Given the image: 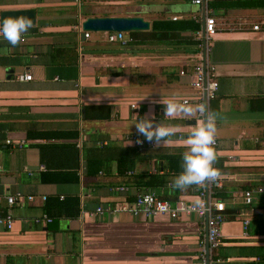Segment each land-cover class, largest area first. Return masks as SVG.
<instances>
[{
  "label": "crops",
  "instance_id": "crops-1",
  "mask_svg": "<svg viewBox=\"0 0 264 264\" xmlns=\"http://www.w3.org/2000/svg\"><path fill=\"white\" fill-rule=\"evenodd\" d=\"M210 1L0 0V12L36 13L16 46L0 33V216L13 218L10 228L0 222V264L199 263L206 223L196 214L150 218L108 208L147 190L198 200L206 182L173 188L183 159L171 171L164 158L187 150L197 111L168 116L164 105L171 99L195 107L183 100L195 93L192 67L204 54L205 15H213L217 27L207 61L219 87L209 114L216 118L215 153L226 192L220 199L228 212L215 253L223 259L218 264H264V25L253 29L264 10L214 9ZM108 16H140L150 26L123 32L125 42L109 41L104 31L82 34L86 17ZM157 21H193L199 29L148 39ZM25 72L32 80L19 81ZM144 118L172 135L139 149L144 158L125 171L119 164L125 150L138 148L125 136L146 140L133 124ZM95 152L104 158L102 168L89 175ZM132 174L164 175L166 183L147 189L129 181ZM244 190L253 191L249 204ZM17 195L10 205L6 198ZM72 198L77 207H59Z\"/></svg>",
  "mask_w": 264,
  "mask_h": 264
},
{
  "label": "built area",
  "instance_id": "built-area-1",
  "mask_svg": "<svg viewBox=\"0 0 264 264\" xmlns=\"http://www.w3.org/2000/svg\"><path fill=\"white\" fill-rule=\"evenodd\" d=\"M208 0H193V4L200 5L202 2ZM261 25H264V20L260 24L253 25L254 30H258ZM217 27L215 18L213 15H205L204 19V36L201 34L202 47L204 50L203 56H199L198 61L192 67L193 81L191 86L194 90V94L189 99H184L183 103H194L195 106L205 104L207 107L206 113L197 111L198 126L204 121L207 114H209V104L212 99L217 95L219 83L215 67L210 65L207 61V55L211 51V41L213 35L216 33ZM202 33V32H200ZM85 36L88 37L89 33L86 32ZM107 39L113 41H123V32H108ZM19 81L32 80V75L25 72L18 74L16 77ZM197 126V127H198ZM125 141L135 144L138 149H144L145 147H152L153 142L144 140L141 136L136 134H127ZM10 139H6V143H10ZM218 145L217 138L215 137V143L212 146L215 148ZM214 169L216 167L213 166ZM217 170V169H216ZM221 188V176L220 174L212 181H207L202 189L198 192V200L195 202L179 199L171 202L169 200L161 199L154 191H143L137 194L136 198L132 202H123L116 204L114 209L109 211H128L133 214L143 213L147 217H155L158 215H168L172 219H177L181 215L196 214L198 217L204 219L206 223V240L205 243L198 248V264H218L223 261L218 257L215 251L222 244V232L221 226L225 220V203L223 200L217 197V190ZM252 190H244L242 195L244 202L249 204L252 201ZM20 196H8L7 202L11 205ZM28 199L32 200L33 197L29 196ZM98 213L103 212L102 207L97 208ZM47 217H45L46 219ZM50 221V218L46 219ZM0 222H3L8 228L11 227L13 218L10 214L0 216ZM248 221H245V225Z\"/></svg>",
  "mask_w": 264,
  "mask_h": 264
},
{
  "label": "clouds",
  "instance_id": "clouds-1",
  "mask_svg": "<svg viewBox=\"0 0 264 264\" xmlns=\"http://www.w3.org/2000/svg\"><path fill=\"white\" fill-rule=\"evenodd\" d=\"M32 20L27 17H16L5 19L0 23V33L12 46L21 42L22 35L32 28ZM192 115L194 112H207L205 104L195 107L192 105H181L173 100L164 105V113L174 116L177 112ZM137 132L146 140L161 144L166 137L172 135L167 127L161 123H154L151 118L136 120L133 123ZM132 124V125H133ZM216 118L212 114H207L204 121L195 128L189 136V147L183 153V172L176 176L172 182L173 188L185 189L191 185L203 184L214 180L220 173L213 168L217 159L214 148L216 134Z\"/></svg>",
  "mask_w": 264,
  "mask_h": 264
},
{
  "label": "trees",
  "instance_id": "trees-1",
  "mask_svg": "<svg viewBox=\"0 0 264 264\" xmlns=\"http://www.w3.org/2000/svg\"><path fill=\"white\" fill-rule=\"evenodd\" d=\"M210 2H211V3H209L210 7H213L214 9H216V8H226V9H228V8H245V9H252V11H257V10L263 11L264 10V0H222V1L212 0ZM176 23H178V25ZM184 28H191L192 31H196L197 29H199V25L194 23L193 21H183V22L157 21V22H154L153 27H152V31L147 33L146 37L148 39H150L151 37H156L157 32L162 33L161 35H159V37L164 36V35H168V33L173 34L174 32H179L180 29H184ZM172 36H176V34L174 33ZM159 37H157V38H159ZM194 43L197 44V42H194ZM138 150H139L138 148L129 149V151L125 150L127 153L126 158L119 161V164L123 165V169L125 171L128 169L130 170L132 168L133 162L137 158H139L140 151H138ZM100 153L101 152H95L93 154L92 161L89 163V166L87 168V172L89 175H95L101 170L104 158L101 157V155L98 156V154H100ZM181 157L182 156L178 155V154H171V155L164 156L165 159H169L168 160L169 170L174 171L175 169H178V164L181 161ZM143 158H144V155H141L140 159H143ZM222 164L223 163L221 160L216 159L213 166L216 167L217 170H219V169H221ZM129 181H131L133 184H135L137 186L146 187L147 189L151 188V190H152V189L157 188L159 186H163V185L165 186L166 178L164 175L163 176H160V175L145 176L143 174H137V175L132 174L129 178ZM225 193L226 192H223L222 188H219L217 190L216 195L219 198H221L220 195L222 196ZM156 194L158 195V193H156ZM158 197L161 199L169 200L171 202L178 200L177 195H171V196L166 197V198L158 195ZM59 203H60L59 207H61V208L72 207L74 204H75V207L78 206V201L76 198L68 199V200H65V201L59 202ZM76 211H77V209H76ZM223 213L227 214L228 212H226V209H225Z\"/></svg>",
  "mask_w": 264,
  "mask_h": 264
},
{
  "label": "water",
  "instance_id": "water-1",
  "mask_svg": "<svg viewBox=\"0 0 264 264\" xmlns=\"http://www.w3.org/2000/svg\"><path fill=\"white\" fill-rule=\"evenodd\" d=\"M16 17L30 18L32 20V25L36 22V13L34 9H7L0 12V23L5 19ZM149 26V22L140 16L86 17L82 22V34L89 31L128 33L147 30ZM201 34L204 36V21ZM191 122L194 123L195 121L193 120Z\"/></svg>",
  "mask_w": 264,
  "mask_h": 264
}]
</instances>
